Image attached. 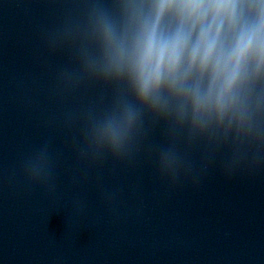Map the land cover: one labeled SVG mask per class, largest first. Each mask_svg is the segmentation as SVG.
<instances>
[{
	"label": "clouds",
	"instance_id": "obj_1",
	"mask_svg": "<svg viewBox=\"0 0 264 264\" xmlns=\"http://www.w3.org/2000/svg\"><path fill=\"white\" fill-rule=\"evenodd\" d=\"M61 42L75 49L68 87L98 82L113 89L109 107L89 108L81 157L129 158L139 150L145 117L164 121L171 146L162 176L176 178L177 137L264 146V0H112L92 3L82 25ZM47 183V147L26 163Z\"/></svg>",
	"mask_w": 264,
	"mask_h": 264
}]
</instances>
